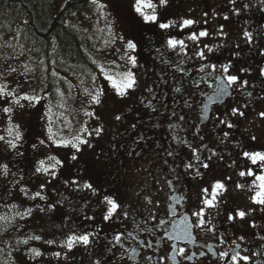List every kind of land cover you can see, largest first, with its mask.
Here are the masks:
<instances>
[{
	"label": "snow or ice",
	"instance_id": "1",
	"mask_svg": "<svg viewBox=\"0 0 264 264\" xmlns=\"http://www.w3.org/2000/svg\"><path fill=\"white\" fill-rule=\"evenodd\" d=\"M90 3L95 5L99 10V14L104 17L105 4L100 0H90ZM228 4L231 6L230 13L234 16H241L243 13L252 12L255 10L261 14H264V0H228ZM169 6V0H158V3H154L153 0H135L133 9L135 13L142 18L145 24H158L159 29L166 30L173 27H178L180 31H184L190 28L194 24L198 23L192 18H181L179 22L174 20H168L167 22H160V16L158 15L159 8H167ZM208 17V13L203 14ZM216 15V13H213ZM224 20L229 19V15L225 14ZM27 23V21H25ZM207 20H205V24ZM247 24L248 21L246 20ZM108 32L111 33V25H107ZM210 33L207 28L201 29L199 32L191 31L187 40L192 41L196 45V49L193 50V55H188V44L185 39H178L175 36L168 35L164 40V48H156L155 52L158 54L157 58L160 59V63L163 65L159 71H154L155 60L151 65L141 63L139 60L138 42L133 38L125 39L123 36L111 35L109 39L104 41L105 48L115 44L117 40L121 42L122 47H116V59H113L110 63L118 71H113L112 68L106 69L103 64H97L95 59L92 60L93 64H96L99 69V74L108 82L111 90L114 93L115 102L117 105H124V107H116L113 109V121L115 132L112 140L109 141V148L105 150L100 147L98 142L106 135V128L104 123H98L95 127H89L87 121L79 129L77 133L70 137L58 134L55 124L56 121H63L64 113L67 111L66 102L69 97H66L64 92L59 87L55 89L59 102L55 105V108L60 110L59 116H54L53 105L49 102L45 105V112L40 117L45 121L46 138H38V143L46 147H53L55 149H71L70 153H66L63 157L59 154L48 155L44 159L35 161L31 166L32 175L35 178H39L41 175L46 177V180L39 184L38 191H32L29 184L25 182L23 171L21 170L19 175L17 171H13L12 165L8 162L0 163V176L7 179L9 176L12 178L11 183L19 187V191L25 199L31 201H49L50 197L46 194V189L53 181L57 180L63 175L64 171L71 172L73 169L77 170V175L71 180L64 179L63 183L65 187H73L76 191H89L92 195L101 196L102 199L99 203L102 205L101 211L103 213V222L108 223L114 219L120 218L127 221L130 212L119 200L118 196L109 194L108 192H102L101 187L98 184H94L91 180H81L78 178L80 172L83 170L78 169V165L82 160L85 149L89 150L97 161L103 157L109 163L114 164L113 157L118 155H125L122 149H126L127 145L124 140L125 135L132 131L134 139L133 144L140 150L133 148L126 151V156L132 158L135 162L137 160H146L149 165H156L158 167L167 166L171 175L170 179L166 180V185L171 191V195L165 202L167 204L164 215L168 219L160 218V212L162 209V202L156 200L154 206L148 210V215L143 217L140 221L133 218V223L137 224V228L134 231L128 232H116L112 238L107 241V244H102L97 248V242L101 239V232L103 229L99 225H95V215H88L85 212L82 219L85 221L83 226L81 225H66V231H62L58 239H44L40 234L31 233L23 238L17 239L15 244H6L8 249L5 253L4 248H0V253H5L8 259L0 262V264H52V261H56V264H75L76 256L80 252L89 253V264H123L125 258L129 262H134L138 255V248L126 247L125 241H136L139 248L151 249L153 252L159 251L158 245L165 240L170 243V252L167 256L161 255L157 264H184V262H192L197 257H206L208 253L214 258V264H240L241 261L244 264H250L252 257L256 253L250 255H242L240 250V244L235 240L232 241V245L227 249L216 251L211 245H205L207 252L200 250L198 253L191 251L188 247L195 243L194 231L200 230L206 233H212L216 235L218 229L215 224V216H213L208 210L216 209L217 215H219V203L223 202L222 197L226 191L225 183L220 180L212 182L210 189L204 187L201 189L200 204L190 212H178L177 205L182 204L185 197L182 194H177V188L180 184L182 175L190 176L192 179L203 178L206 170H209L214 160H223L219 150L209 149V145L205 143L207 139L204 135L193 133V137H198L200 145H195L191 140L182 137L177 132V126L171 123L172 117H176L179 121L186 122V117L182 113L177 116L175 109H171L170 115L167 116L169 121L168 129L169 135L172 141L171 144H165L162 141L155 142L151 137L146 135L143 131L137 133L135 130L142 124V119L139 111L131 107V103L134 102L137 97V91L147 93V96L141 95L139 103L146 106V109L151 110L152 113H159V110L155 107V103L159 99L160 93L158 90L168 84V69L174 72L182 74H190L192 71L198 73V78L192 79V85L195 91H199L200 95L205 97L203 107L201 109V119L208 120L214 119L216 123L213 125L219 132L220 143H224L230 139H233L232 130L238 128L240 118L247 119L246 109L248 102L254 98L264 101V64H260L256 67L258 78L261 80V94H255V85L251 84L250 79L253 68L249 66H241L236 68V61L241 56L240 43L235 45L236 50L231 53V56L225 62L213 61L209 58L208 54H214L218 49L225 47V43H217L216 45L203 44L200 46V42L203 38L208 37ZM221 41L227 36L224 31V25H219L216 32ZM264 37V23H258L256 29L244 28L241 34L242 42L249 48L255 47L257 54L264 58V44L259 43V39ZM150 42V41H149ZM54 46V45H53ZM101 51V50H98ZM174 54L177 59L172 60L169 54ZM23 55V53H21ZM185 58L194 59L198 62V67L194 70L191 68H185ZM150 59H152L150 57ZM117 60L122 61V64H118ZM41 65L44 61H39ZM55 64V61L52 62ZM10 73H16L17 68L8 66L7 69ZM31 69L27 66H23V71L20 75L27 77V74ZM51 75L59 80H65L69 84V92L75 87L66 80L65 77H61L58 72L52 71ZM4 74L0 73V77ZM155 76L158 79L153 80L151 84L147 82V79L141 84V77L149 78ZM172 79H175L173 76ZM97 76H92V87L85 86L83 89L84 100L89 107L92 105H101L102 97L107 95L106 89L96 83ZM15 83V87H11L8 83H0V114L7 118L6 127L4 128V135H0V159L7 160L9 156L13 159L16 157L24 158L26 152L21 149L25 146L27 139L24 128L22 125L14 121L15 109H23L26 105L22 102H27V106L36 107L42 100L49 99V94L42 88L39 93L29 94L28 92L20 91V84ZM83 83V82H81ZM207 85L212 89L211 94L203 91L201 85ZM253 90H248L249 88ZM172 90L180 94L182 92V86L172 87ZM195 91L192 95L195 96ZM233 93L246 96L245 103L237 106H231L226 109L225 113L212 117L208 115L209 104L223 102L226 97L232 96ZM184 105L188 108L192 107L189 100H184ZM167 109V106L164 105ZM135 112V120L124 128V132H120V126H123L126 121L130 119L128 113ZM84 115L92 118L99 119L95 110H88V107L84 109ZM162 115V114H161ZM257 116L264 120V111L257 112ZM233 118H236L233 120ZM65 126L69 123L63 121ZM153 128L161 127L159 123L153 124ZM132 139V137H129ZM251 141H256L257 137L252 135ZM93 141H96L94 143ZM239 147V144H237ZM32 149H36L37 143L31 144ZM99 148V150H97ZM187 152V160H180L181 152ZM206 153V154H205ZM240 155L251 162L252 165L258 166L259 173L253 169L248 168L246 171H240V177H254L249 190L252 191L250 200L253 205L258 206L261 212H264V150H244ZM172 158V159H169ZM180 160L177 164L175 161ZM162 161V165L160 164ZM235 163V161H233ZM231 166V165H230ZM184 169L183 173L179 172L180 168ZM204 170V171H202ZM151 175V168H145ZM230 179V177H229ZM159 184V180H157ZM236 187L244 188L245 185L238 183ZM56 191L55 188L52 189ZM9 194L11 190L9 189ZM64 199H67L65 197ZM174 202V203H173ZM60 201L53 203H45L43 205L36 203L34 207L29 206L27 208L18 209L16 204L11 205L14 215L12 217L0 216V221L5 222L4 232L7 231V226H13L14 231L19 232L22 227L20 224H14L13 222L18 218L19 220H26L31 217L35 209H38L41 213L55 212L57 210ZM148 204H153L151 199L147 200ZM257 209H239L228 211L226 214V222L229 224L234 223L238 218L243 221L245 217L252 215ZM93 222L89 225L87 222ZM154 222V223H152ZM150 225V226H149ZM251 227H256L254 223L250 224ZM171 229V230H169ZM135 232V234H134ZM163 233L153 243L152 239H138L139 233H145L152 237H155L157 233ZM225 233H219L220 244L226 243ZM240 241L244 240L243 236L238 237ZM30 241H43L44 244L57 250L55 251H41L40 248L30 245ZM23 246V247H22ZM105 250L110 255L105 258ZM117 252L120 253L117 256ZM18 254V255H16ZM95 259H92V257ZM154 257H146L148 261H151Z\"/></svg>",
	"mask_w": 264,
	"mask_h": 264
},
{
	"label": "flooded vegetation",
	"instance_id": "2",
	"mask_svg": "<svg viewBox=\"0 0 264 264\" xmlns=\"http://www.w3.org/2000/svg\"><path fill=\"white\" fill-rule=\"evenodd\" d=\"M169 2L171 3L169 8L158 11L160 22H167L168 20L179 22L181 18H184L185 12H187V9L185 8L189 5H200V7H203L201 15L205 17L203 14L207 12L208 17H205L201 23L199 20H196L198 23L184 31H180L178 27L161 30L159 29L158 24H145L143 20L139 16L133 14L130 9H125L124 19L128 31L127 34L120 32L119 36H123L125 39L133 38L138 42V56L140 62L151 65L154 59V71H159L163 65L160 63V59L157 58L158 54L155 52V49L158 47L164 48L163 42L168 35L175 36L178 39H185L188 44V55L192 56L193 50L196 49V45L192 41L186 39L188 34L191 31L199 32L201 29L207 28L210 35L205 38H207L206 41H208L210 45L214 46L217 43H225V47L218 49L214 54H209V58L213 61L225 62L231 56V53L236 50L235 45L240 43L239 51L241 52V56L238 61L235 62L236 68L238 69L241 66H252L253 72L251 77L246 76L245 78L250 79L251 84L255 85V94H261V80L258 78L256 67L260 64H264V58L257 54L255 47L249 49L242 42L241 34L244 28L256 29L258 23H264V14L253 10L252 12L243 13L239 17L231 15V6L228 4V0H216L215 3H211V5L207 0H169ZM213 13H216V15H213ZM225 14L229 15L228 20L223 19ZM196 17L197 16H195L194 19ZM205 20H207L206 24ZM246 20L248 21L247 24L245 23ZM221 24L224 25V31L227 33V36L223 41L216 36V32ZM233 33L239 34V37L234 38ZM208 38H210V40ZM259 43L264 44V37L259 39ZM116 47H122L119 40L116 42ZM169 55L172 60L177 59L174 54L170 53ZM150 57L152 59H150ZM183 67L194 70L198 67V62L194 59L185 58V64ZM168 76V84L163 85L158 90L160 93L159 99L154 102L155 107L159 110L160 114L152 113L151 110L146 109L145 105L140 104L139 98L141 95L147 96V93L137 91V99L131 103V107L139 111L142 124L135 131L137 133L143 131L146 135L151 137L154 141L153 147H155V142L157 141H162L166 145L171 144L172 141L169 135L170 130L168 129L169 121L167 116L170 115L171 109H175L177 116L182 113L186 117V122L179 121L176 117H172L171 120V123L177 126V132L180 136L191 140L195 145L199 146L200 141L198 137L194 138L192 134H202L207 138L205 143L209 145V149L219 150L224 157L223 160H214L210 169L206 170L202 179H192L187 175H182L181 177L180 184L177 188V194H182L185 199L182 204L177 205L176 207L178 212H185L186 214H190V212L200 204L199 197L202 195V188L208 187L210 189L212 182L216 180L223 181L226 187V191L222 197L223 202L218 205L219 215H217L215 208L208 210L213 216H215V224L218 229L216 235L213 236L212 233L196 230L194 231L195 243L188 247L191 251L198 253L200 250L207 252V248L204 246L211 245L212 248L218 252L230 247L232 241L235 240L240 244L242 255L251 256L252 253H256V255L252 257L250 264H264V212H261L258 206L253 205L250 200L253 193L249 190V187L252 184L254 177L239 176L240 171H246L248 168H253L257 174L259 173L258 166L252 165L251 162L244 159L240 153L244 150H264V120H261L257 116V112L264 111V101L255 98L252 101H249L246 109L247 119L240 118L238 128L232 130V136L234 138L225 141L224 143H220L219 132L217 128L213 126L216 121L214 119H201V109L203 107V102H205V97L201 96L199 91H195L192 85V79L198 78L199 74L194 71L190 74H182L168 69ZM173 76L175 79H172ZM146 79L147 82L151 84L153 80L158 78L155 76L149 78L141 77L142 85ZM178 86H182V92L180 94H177L172 90V87ZM201 88L208 94H211L212 92V89L208 88L206 84L201 85ZM248 90L253 89L250 87ZM193 91H195V96L192 95ZM185 99L190 101L192 104L191 108L184 105ZM246 99L247 98L243 93L240 95L233 93L232 96L226 97L222 103L217 102L209 104L208 115L212 117L217 115L222 116L226 109L231 106L241 105L245 103ZM105 102L106 104L101 106H87L88 110H95L99 117L98 120H88L87 124L89 127H95L98 123H104L106 135L98 142V144L100 147L107 150L109 148V141L112 140L115 132L113 109L118 106L124 107V105H117L114 95L108 93ZM164 105L167 106V109ZM36 115L38 120H35V114L31 113L26 123L27 129L29 130V133L26 131L29 139L26 143L29 147L28 149L25 148L26 154L34 150L32 149L31 144L37 143L40 135L44 133L43 123L39 119L40 114L37 113ZM128 115L130 119L126 121L123 126H120V132H124V128L135 120V112L128 113ZM235 119L236 118H233V120ZM84 123L81 122L79 129ZM157 123H159L161 127L153 128L152 125ZM71 129L72 130L69 131L70 136L79 131L76 127H71ZM252 135L257 137V140L254 142L250 139ZM129 137H132V139H129ZM133 139V133L129 130L124 137L127 148L122 149V151L125 152V155L113 157V160L115 161L114 164L109 163L103 157L97 161L92 153L85 149L82 160L78 165V169L83 170L78 177L81 182H83V180H91L94 184H98L101 187L102 192H108L109 194L119 197V200L130 212L127 221L117 218L108 223L103 222V213L101 211L102 205L99 203V200L102 199V195L98 197L92 195V193L87 190L76 191L73 187H65L63 183L64 179L71 180L77 175V170L73 169L71 172L64 171L62 176L48 186L46 194L50 197V200L47 202L39 200L34 202L27 200L23 194L20 193L19 187L13 184H8L10 188L12 187V190L9 199L6 202L10 206L16 204L18 209L27 208L29 206L34 207L36 203L43 205L45 203L61 202L58 204L55 212L41 213L38 209L34 208L32 216L27 219V222L25 223L27 226L20 228L21 233L19 232V234L21 238L28 234L36 233L40 234L44 239H58L62 231H66V225L76 224L83 226L85 221L82 217L85 212H87L88 215H95V225H99V227L103 229L101 232V239L96 245V247L99 248L102 244H107V241L111 239L116 232L134 231L137 228V224L133 223V218L140 221L143 217H146L148 215V210L154 206L157 199L162 202L163 210L160 212V218L168 219V217L164 215L167 208L165 202L172 194L166 185V180L171 178L168 167L149 165L146 160H137L134 162L132 158L127 157V150L133 148L140 150L133 144ZM93 142L96 143V141ZM237 144H239V147ZM97 150H99V148ZM70 152L71 149H64L59 156L63 157L66 153ZM187 158L186 150L185 152H181L180 160H187ZM28 159H30L27 165L28 167L26 166V169L22 167L21 170L25 172V182L29 184L31 190L38 191L40 179L33 176L31 181L28 174V171H32L31 166L34 165L35 159ZM180 160H176L175 162L179 164ZM233 161H235V163H233ZM160 164L162 165V161H160ZM148 167L151 168V175L148 171H145V168ZM179 172L183 173L184 169L181 167ZM157 180H159V184H157ZM238 183L244 184L245 187L238 189L236 187ZM53 188L56 189L55 192H53ZM6 193H9V191L7 190ZM65 197H67V199H64ZM148 199H151L153 204H148ZM237 208L245 210L256 208L257 210L252 215L245 217L243 221L237 218L234 223H227V212L230 210L234 211ZM12 213L13 216L14 211ZM87 223L89 225L93 224L91 221ZM252 223H254L256 227H251L250 224ZM220 232L226 234V243L223 245H221L219 241ZM161 235H163L162 232L157 233L155 237L145 233H139L138 239H152L153 243H155V240ZM240 236L244 237L243 241L238 239ZM30 245L38 247L41 251L46 252L57 250L54 246L50 247L44 244L43 241H30ZM125 246L137 247L139 255L134 262H129L125 258L123 264H157V260L161 255L167 256L170 252V243L166 240L158 245L159 251L156 252H153L151 249L139 248L136 241L126 240ZM116 254L117 256L120 255L119 252ZM108 255H110V253H107L105 250V258H107ZM149 256L154 258L151 261H148L146 257ZM92 259H95V257L93 256ZM52 264H56V261L53 260ZM75 264H89V253H78ZM184 264H214V258L211 256V253H208L206 257H199L197 255L194 261L184 262ZM240 264H244V262L241 261Z\"/></svg>",
	"mask_w": 264,
	"mask_h": 264
},
{
	"label": "rangeland",
	"instance_id": "3",
	"mask_svg": "<svg viewBox=\"0 0 264 264\" xmlns=\"http://www.w3.org/2000/svg\"><path fill=\"white\" fill-rule=\"evenodd\" d=\"M51 1L53 3L54 10L57 13L65 5V3L70 0H51ZM75 1H79V0H75ZM207 1L211 5V3H215L216 0H207ZM100 2L106 5L105 9L103 10L105 13L104 17H102L99 14L100 10L95 5H93V9L87 12V14H85V16L83 17L74 14L72 20L69 23L74 29L81 30L83 31V33H85L87 37L85 41V51L88 57L90 58L91 63L92 60L95 59L97 61V64H103L106 69L112 68L113 71H118L119 69H116L110 63L113 59H116V53H115L116 43L108 48H105L104 41L109 39V37L113 34L116 36H119L120 32L122 33L124 32L125 34H127L128 29L124 19L125 9L127 8L130 9L133 12V14L138 16L133 9L135 0L132 1L100 0ZM153 2L158 3V0H153ZM170 5L171 3L169 2V6ZM169 6L167 8H169ZM164 9L165 8H159L158 11ZM185 9H187V12H185L184 18L194 19V17L197 16L198 18L196 17L194 20H199L200 23L205 19V17L201 15L203 7H200V5L199 6L189 5ZM108 24L111 25V33L108 32V28H107ZM233 37L237 38L239 37V34L233 33ZM208 39L210 40V38ZM206 40L207 38L202 39L201 47L203 44H209V42ZM21 53H23V55H21ZM28 55L29 54L21 45L19 32L15 34L14 38H9V39L5 38L0 34V73L4 74L3 77H0V83H8L11 87H15L14 82L19 83L20 91L28 92L29 94L39 93L42 88L45 91L41 73L37 68V66L35 65V63L30 59ZM117 63L122 64V61L117 60ZM9 65L11 67L17 68L18 71L16 73L8 72L7 69ZM24 65H27L31 69V71L27 74V77L20 75V72L23 71ZM93 66L96 70L95 72V75L97 76L96 83L104 87L108 94L114 95L108 82L103 78L102 75L99 74V69L97 65L93 64ZM66 78L68 79V82H70L72 85L75 86L72 88V92L69 95L70 97L67 99L66 102L67 111L64 113V117H63V121H68L69 123L67 124V126H65L63 121H56L55 127L56 130L58 131V134L64 135L67 138L70 136L69 131L72 130L71 127L74 128L76 127V129L79 130V127L81 126V122L84 123L85 121L88 120L94 121L95 119L84 116V109L88 105L86 102L84 104L81 103V101L85 99L83 96V89L85 86L92 87V81L88 84H83L72 78L69 77ZM105 98L106 96L101 98L102 99L101 105L106 104ZM22 103H24L26 106L23 109H19V108L15 109L16 114L14 115V121L23 126L26 134V131L29 133L26 123L28 121L30 114L34 113L35 120H38L36 114L37 113L40 114L41 117L45 112V105H47L49 101L48 99L42 100L40 104H38L34 108L27 106V102H22ZM101 105H92V106H101ZM52 114L54 116H59L60 110H58L54 106ZM6 121L7 118L4 117L2 114H0V135L5 134L4 128L6 127ZM41 121L43 123L44 133L40 135V138H46L45 121L43 120ZM70 122H72L73 124ZM28 141L29 139L27 137L25 141V146L21 149L22 151H25V148L27 149L29 148L26 144ZM63 151L64 148L55 149L54 146L46 147L44 145H40L37 142L36 149L28 152V154H26L24 158L16 157L15 159H13L11 156H9L7 160L0 159V163L8 162L12 165H15L13 167V171H17L19 175L22 167L26 169V166L28 165L30 160L28 158L31 159L34 158L35 161H37L39 159H44L48 155H54L56 153H59L60 155ZM23 174L25 175L24 171ZM28 174L32 181L33 179L32 171L31 172L28 171ZM39 179H40V183H42L46 180V177L41 175ZM11 180L12 178L10 176L7 179L0 176V216L12 217L13 214L12 213L13 211L10 210L11 206L8 205V203L6 202L10 196V194L6 193V191L9 189L12 190V187L10 188V186L8 185V184H12ZM29 218L30 217H28L27 219ZM27 219L19 220L17 218L13 222V225L20 224L22 227L27 226V224H25L27 222ZM4 227H5V222L0 221V248H4L5 253H7L8 249L6 247V244H15L16 240L21 238L19 234V232L21 233V231L19 232L14 231L13 226L10 225L7 226V231L4 232L3 231ZM5 253H0V262L8 259Z\"/></svg>",
	"mask_w": 264,
	"mask_h": 264
},
{
	"label": "trees",
	"instance_id": "4",
	"mask_svg": "<svg viewBox=\"0 0 264 264\" xmlns=\"http://www.w3.org/2000/svg\"><path fill=\"white\" fill-rule=\"evenodd\" d=\"M92 9L88 0H70L57 13L51 0H0V34L9 39L20 33L21 45L39 69L53 106L59 102L57 87L66 97H70L72 89L69 92V84L53 77L52 71L83 84L90 83L95 75L85 51L87 37L69 23L74 14L83 17Z\"/></svg>",
	"mask_w": 264,
	"mask_h": 264
}]
</instances>
